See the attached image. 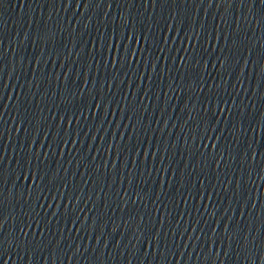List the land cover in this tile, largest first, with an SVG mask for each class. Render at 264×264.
<instances>
[{
	"label": "water",
	"instance_id": "1",
	"mask_svg": "<svg viewBox=\"0 0 264 264\" xmlns=\"http://www.w3.org/2000/svg\"><path fill=\"white\" fill-rule=\"evenodd\" d=\"M0 264H264V0H0Z\"/></svg>",
	"mask_w": 264,
	"mask_h": 264
}]
</instances>
